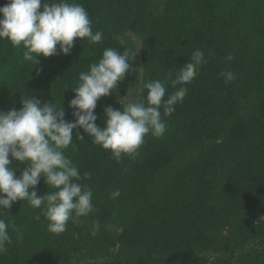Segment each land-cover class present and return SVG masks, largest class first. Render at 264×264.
I'll return each mask as SVG.
<instances>
[{
    "label": "trees",
    "instance_id": "trees-1",
    "mask_svg": "<svg viewBox=\"0 0 264 264\" xmlns=\"http://www.w3.org/2000/svg\"><path fill=\"white\" fill-rule=\"evenodd\" d=\"M75 2L103 42L77 38L70 55L39 56L34 65L23 60L22 45L0 39V111L19 110L21 98L32 95L62 105L72 122V89L106 47L133 58L138 52V102H146V82L164 81L196 49L207 63L185 85L183 103L162 116L166 133L148 134L137 157L117 163L82 129L85 138L76 139L74 130L64 154L81 174H91L82 182L93 191V211L69 220L57 235L26 201L13 203L7 214L0 209L12 238L0 264H264V0ZM6 3L0 0V7ZM223 71L235 80L226 84ZM131 73L132 67L97 102V126H104L105 107L123 109ZM174 91L169 82L167 94ZM9 167L19 176L26 165L12 160ZM116 189L121 195L113 199ZM49 190L41 177L37 194ZM94 221L100 224L95 236Z\"/></svg>",
    "mask_w": 264,
    "mask_h": 264
},
{
    "label": "clouds",
    "instance_id": "clouds-1",
    "mask_svg": "<svg viewBox=\"0 0 264 264\" xmlns=\"http://www.w3.org/2000/svg\"><path fill=\"white\" fill-rule=\"evenodd\" d=\"M40 9L41 0H7L0 7V39L6 38L14 47L22 45L24 61L37 65L39 56L70 55L77 38L92 45L103 42V33L93 32L89 13L75 0H44ZM132 59L128 50L106 47L101 58L79 74L78 84L72 89L75 96L68 105L73 109L72 122L65 119L62 105L42 102L32 95L21 98L19 110L0 111V209L4 213L16 201H26L40 210L48 221V230L57 235L66 231L69 220L87 217L93 211V191L82 181L91 179V174H81L64 154L73 144V131L77 130L76 139L83 140L82 129L92 143L109 150L117 163L125 156L137 157L148 134L162 137L166 133L167 123L162 116H171L175 105L183 103L188 91L185 85L207 63L204 52L196 49L189 62L175 73L170 70L164 81L153 79L143 85L147 89L146 102H131L127 95L120 97L123 109L105 107L104 126H97V102L125 79ZM220 75L226 84L236 78L232 71ZM169 82L175 91L167 94ZM12 160L26 165L19 176L9 167ZM41 177L51 189L44 195L36 191ZM120 195L119 189L111 192L113 199ZM8 228L9 224L0 219V254L6 253L7 245L12 243ZM12 228L17 238H22L20 227L13 223ZM99 229V222L94 221L91 234L95 236Z\"/></svg>",
    "mask_w": 264,
    "mask_h": 264
},
{
    "label": "rangeland",
    "instance_id": "rangeland-1",
    "mask_svg": "<svg viewBox=\"0 0 264 264\" xmlns=\"http://www.w3.org/2000/svg\"><path fill=\"white\" fill-rule=\"evenodd\" d=\"M138 43V40L135 41ZM138 50V49H137ZM140 61L138 52H136L133 58L132 73L130 78V86L127 92V99L131 102H138L139 100V78H140Z\"/></svg>",
    "mask_w": 264,
    "mask_h": 264
}]
</instances>
